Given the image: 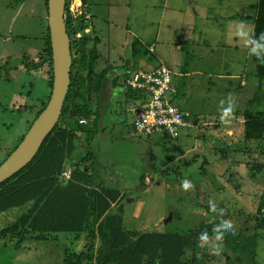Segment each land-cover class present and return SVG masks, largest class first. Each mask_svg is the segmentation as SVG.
<instances>
[{"label": "rangeland", "instance_id": "obj_1", "mask_svg": "<svg viewBox=\"0 0 264 264\" xmlns=\"http://www.w3.org/2000/svg\"><path fill=\"white\" fill-rule=\"evenodd\" d=\"M218 1L167 0L166 10L174 6L171 15L161 10L164 0H70L69 17L73 21L86 18L90 25L86 35L100 40L93 75L98 77L111 68L104 91L114 87L109 80L112 74L150 72L155 63L164 65L173 73L172 85L185 94L176 105L190 124L175 139L167 134L148 138L137 134L129 112L134 103L119 86L120 82L124 84L122 78L113 91L100 92L101 100L94 93L90 95L93 109L100 107L96 119L88 120L84 127L93 135L78 133L85 136H79L70 157L80 164L85 159L84 167L94 174L99 188L118 189L125 196L115 208L119 211L123 207L125 229L197 234L221 219L210 210L211 200L226 210L223 218L234 223L235 234L229 232L225 237L250 238L257 232L263 235L257 242L255 262L264 264V228L256 227L264 220V208L260 209L264 170L255 177L250 175L249 168L260 151L243 137V113L257 89L258 65H264L256 54H249L252 46H246V41L254 40L259 17L255 6L260 0H240L245 9L234 13V18L244 16L238 22L224 18L229 13H220L217 5H209ZM221 10L224 12L223 7ZM217 20L222 21L221 27L209 28L215 21L217 27ZM241 22L253 33L244 38L236 35ZM46 25L48 14L43 0H0V165L28 133L41 103L50 95L44 82H38L39 74L32 75L34 70L28 74L23 72L25 67L23 71L8 68L38 61ZM177 45L181 50H176ZM258 51L264 58V49ZM34 88V94L28 96ZM230 94L236 103L234 117L222 121L220 108L228 107ZM212 138L232 146L227 158L221 156L220 145ZM171 157L174 161L169 163ZM186 162L191 166H183ZM181 172L182 176L176 175ZM186 179L193 185L188 191L182 188ZM12 212L0 215L1 228L16 218ZM52 235L40 243L27 240L19 246L17 239L0 237V264H64L67 255L76 253L71 256L75 264L82 248L90 256L85 263L96 264L101 245L98 238L84 236L79 241L72 233ZM223 242L219 253L211 250L213 245L203 247L207 257L204 264H246L244 255L239 263L238 256Z\"/></svg>", "mask_w": 264, "mask_h": 264}, {"label": "trees", "instance_id": "obj_2", "mask_svg": "<svg viewBox=\"0 0 264 264\" xmlns=\"http://www.w3.org/2000/svg\"><path fill=\"white\" fill-rule=\"evenodd\" d=\"M43 2L48 14V0H43ZM69 5L70 0H67L66 27L71 39L73 55L71 85L60 120L45 139L33 161L0 184V215L11 210L23 209L21 210L23 213L18 215L14 222L0 227V237L9 238L12 241L17 239V245L20 242L23 244L27 240L41 242L50 239L49 236L56 233H72L78 236L76 239L79 241L84 236L98 238L101 245L98 248L96 264H204L207 257L203 254L199 236L207 230L208 235L212 237L214 224L203 228L197 234L180 231L146 233L127 230L124 227L122 205L119 211L112 206L116 202H118L116 206L122 203L125 197L118 189H99L96 181L92 178L94 174H91L89 170L83 171L78 168L72 170L69 180L61 179L66 162L76 149L78 133L86 132L89 137L93 135V132L85 130L84 127L87 125H82L79 122V118L96 119L95 115L98 114L100 107L97 110L93 109L90 95L94 93L101 100L100 92L103 95L107 91H113L118 87V80L128 77V74L123 73L112 74L109 80L114 87L110 91L107 89L106 92L104 91L103 83L107 71L111 68L104 70L98 77L93 75L98 54L97 45L100 40L97 37L86 35L85 31L90 27L86 18L80 17L73 21L69 17ZM255 8L259 11V17L256 21L254 40L264 43V38L261 36L264 33V0H260ZM78 34H81L80 38H77ZM42 42L37 62L24 61L22 68L8 67L11 70L21 71L25 67L23 72L28 74L34 70L32 75L38 73L41 77L37 79L38 82L43 81L45 88L50 91L48 99L41 103L35 120L47 106L53 88L52 44L48 25H46ZM251 46L254 47V45ZM40 71L44 73L41 74ZM84 73L87 75L86 79L83 77ZM255 75L257 89L243 113L245 118V122L243 121L244 140L247 143H253V146L255 144L260 151V157L253 160L249 168L252 177L264 170V65H258ZM44 76H46V80ZM17 77L18 75L14 76L13 80H16ZM18 85L16 83V86ZM119 86L123 88L122 90L126 89V98L131 103L144 102L147 97L143 92L133 91L121 82ZM34 92L35 88L28 92V96ZM36 94L39 95V93ZM181 98L184 97L177 90L175 94H171V103L177 106V99ZM39 99L41 97H38ZM179 110L182 112L180 108ZM183 115L185 116L184 113ZM188 120L189 118L185 116V121L188 122ZM23 139L24 136L20 143ZM212 139L217 140L216 138ZM217 143L220 145L221 156L224 159L227 158L228 150L232 146H227L226 143L224 146L220 139L217 140ZM173 161L174 158L171 157L169 163ZM183 166L190 167L191 165L186 162ZM176 175L182 176L183 173ZM262 208H264V201L260 206V209ZM256 227L264 228V220ZM262 238L263 235L258 232L250 238L231 235L225 237L223 245L238 256L239 263L243 262L240 256L244 255L246 264H256V246L258 240ZM72 255L77 256L76 253L67 255L64 258V264H73ZM86 256L88 255L83 252L82 248L75 264H86Z\"/></svg>", "mask_w": 264, "mask_h": 264}, {"label": "water", "instance_id": "obj_3", "mask_svg": "<svg viewBox=\"0 0 264 264\" xmlns=\"http://www.w3.org/2000/svg\"><path fill=\"white\" fill-rule=\"evenodd\" d=\"M66 2L67 0H48V27L52 44L54 76L50 100L24 136L23 141L0 165V184L33 161L45 139L60 120L71 85L73 66L72 44L66 27Z\"/></svg>", "mask_w": 264, "mask_h": 264}, {"label": "built area", "instance_id": "obj_4", "mask_svg": "<svg viewBox=\"0 0 264 264\" xmlns=\"http://www.w3.org/2000/svg\"><path fill=\"white\" fill-rule=\"evenodd\" d=\"M127 74L124 84L147 96L144 102L134 103L129 110L133 117L134 131L142 137L164 134L172 138L178 137L182 129L188 126V122L179 108L171 103V94L177 92L172 85V71L161 65L152 72L138 70ZM79 122L82 125L89 124L85 118ZM70 177L71 171L65 170L62 179L67 181Z\"/></svg>", "mask_w": 264, "mask_h": 264}, {"label": "clouds", "instance_id": "obj_5", "mask_svg": "<svg viewBox=\"0 0 264 264\" xmlns=\"http://www.w3.org/2000/svg\"><path fill=\"white\" fill-rule=\"evenodd\" d=\"M246 29H247V31H246ZM250 33H253V30L251 28H249L247 25H245L243 22H241L237 26L236 35L240 36L241 38L249 36ZM261 36H262V38H264V33H262ZM247 45H254V47H252L251 52L249 54L250 55L256 54V57L258 59H261L262 62H264V58H261L259 56V51H258L260 49H264V43H258L255 40H249V41H246V46ZM228 100H229L228 107L227 108H220L222 121H230L234 117L236 103H235V100L231 94L228 96ZM182 188L185 191H188V190H191L193 188V185H192L191 181L186 179L183 181ZM209 207H210V210L213 213H217L221 217V219H220L219 223L214 225L212 237H210L208 235L207 230H205L204 232H202L200 234V236H199L200 246L204 247L207 245H213L211 250L214 253H219L221 251V243L223 242V240L225 238V234L229 233V232L235 234L234 233V223L231 219H224L223 218L225 216L226 210L223 208H218L217 205L215 204V202L210 200L209 201ZM213 242H215V243L213 244Z\"/></svg>", "mask_w": 264, "mask_h": 264}, {"label": "crops", "instance_id": "obj_6", "mask_svg": "<svg viewBox=\"0 0 264 264\" xmlns=\"http://www.w3.org/2000/svg\"><path fill=\"white\" fill-rule=\"evenodd\" d=\"M246 1V0H245ZM200 2V1H199ZM198 2V3H199ZM239 2H240V0H219L218 1V3L217 4H215V3H213V2H209V5L210 4H213L214 6H218V8L220 7V9H219V11H220V13H229V15H227L226 17L225 16H223L224 18H227V19H229V21H234V22H238V21H242L243 20V17L242 18H234L235 16H234V13L236 12V10H240V12L241 11H244V9H245V6L244 5H240L239 4ZM167 4V0H164V6H163V8L161 9L162 10V12L164 13L165 11L167 12V13H171V15H172V12L174 13V6L172 5L169 9H165V5ZM221 7H223L224 8V12H223V10H221ZM235 7V8H234ZM197 8V7H196ZM234 8V9H233ZM234 10V11H233ZM232 11V12H231ZM231 12V13H230ZM171 15H170V17H171ZM241 15V14H240ZM218 22H219V25L217 26V27H215V22L209 27V25L207 26V27H209V28H211V29H216V28H218V27H221V23L220 22H222L221 20L219 21V20H217ZM192 26H193V29H197V28H195L194 27V25L193 24H191ZM201 27H204L203 25L201 26ZM193 34V33H192ZM223 34V33H222ZM216 36L217 35H215V38H216ZM215 42H217V40H215L214 41V43ZM176 50L177 51H179V50H181V47H179V45H177V47H176ZM159 66H161V65H158L157 63H155L154 65H153V67H152V71H154V70H156ZM151 71V72H152ZM242 86H246V84H244V82H242V84H241ZM174 88H176L177 89V87H175L174 86ZM178 90V89H177ZM179 91V90H178ZM180 93H182V96L184 97V99H185V94H184V92H180ZM179 95V94H178ZM132 125H133V122H132ZM189 122H188V126L187 127H189ZM242 126V125H241ZM81 135V138H83L84 136H85V134H80ZM79 135V136H80ZM82 159V158H81ZM83 161V163L82 164H80V163H75L74 162V160L72 159V158H70L67 162H66V165H65V167H64V170H63V172L65 171V170H69V171H71V173H72V170H74V169H84L85 167L84 166H87V165H85V159L84 160H82ZM89 168H91V167H89ZM93 169V168H92ZM85 170L87 171V170H89L88 168H85ZM90 171V170H89ZM90 173L92 174V172L90 171ZM63 174V173H62ZM62 179V178H61ZM101 188H103V187H101ZM101 188H99V189H101ZM104 188H106V187H104ZM106 189H109V188H106ZM116 203H118V202H116ZM116 203H113V207L114 208H116L115 206H116ZM21 210H23V209H21ZM21 210H19L18 211V209H16V210H14L13 212H12V215H13V213H16V216L15 215H13V216H15V217H18V215H20L21 213H23ZM3 214H5V213H3ZM2 215V214H1ZM8 217V216H7ZM17 218H15L12 222H14L15 220H16ZM10 222L9 221H7V224H9ZM4 225H6L5 223H4ZM61 234H67V233H60V234H58V235H61ZM72 235H74V234H72ZM33 243H40V242H33ZM38 247H40V245L38 244L37 245Z\"/></svg>", "mask_w": 264, "mask_h": 264}]
</instances>
